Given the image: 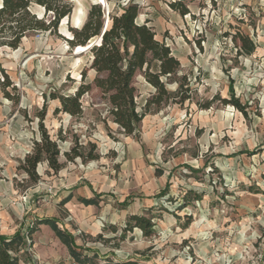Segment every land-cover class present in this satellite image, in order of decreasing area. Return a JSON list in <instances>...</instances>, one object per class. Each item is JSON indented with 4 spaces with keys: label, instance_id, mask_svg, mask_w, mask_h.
<instances>
[{
    "label": "rangeland",
    "instance_id": "obj_1",
    "mask_svg": "<svg viewBox=\"0 0 264 264\" xmlns=\"http://www.w3.org/2000/svg\"><path fill=\"white\" fill-rule=\"evenodd\" d=\"M67 1L71 13L55 32H28L17 48L0 45V80L5 72L12 82L5 89L12 98L0 87V235L19 230L25 237L18 264L73 259L49 226L38 225L31 242L26 236L27 227L50 217L81 245L89 258L83 264H264V0L100 4L106 15L136 3V21L146 22L170 47L180 62L177 78L189 82L190 100L169 98L129 133L114 121L94 84L89 48L76 54L64 39L70 28L82 26L97 0ZM180 6L188 12L181 14ZM31 11L44 13L37 5ZM236 31L253 40L252 54L236 52L230 39ZM163 82L164 91L176 90L175 81ZM80 85L88 86L79 98L81 114L55 111L60 103L52 94L74 95ZM133 85L140 109L156 89L140 71ZM232 94L243 111L219 99L209 108L198 106ZM42 109L62 167L53 171L39 162L33 182L20 165L39 139ZM73 146L98 157L69 159ZM68 194L71 200L61 203ZM129 214L151 217L154 233L144 236L133 228L120 239ZM187 215L191 221L183 228Z\"/></svg>",
    "mask_w": 264,
    "mask_h": 264
},
{
    "label": "trees",
    "instance_id": "obj_2",
    "mask_svg": "<svg viewBox=\"0 0 264 264\" xmlns=\"http://www.w3.org/2000/svg\"><path fill=\"white\" fill-rule=\"evenodd\" d=\"M96 2L90 6L82 26L70 28L71 36L64 39L69 47L75 49L77 54L87 50L93 40H98L101 36V41L89 48L92 55L90 67L97 73L94 77V84L105 96L109 104L108 112L114 121L129 133L133 125L139 123L145 114L153 109H160L169 98L177 103L190 100L189 82L185 76L177 78L180 67L178 58L172 54L170 47L163 40L156 38L155 32L146 22L138 23L136 21L138 5L128 3L121 8L119 13L109 12L105 15L100 4L106 5V1L97 0ZM32 5L43 8L42 17H38L31 11ZM171 5L176 7L175 3ZM178 9L181 14L188 12L184 6H180ZM71 10L72 5L67 0H0V45L17 48L21 39L28 32L37 30L55 32L59 21L68 18ZM105 17H107V26L101 34ZM230 37L238 54L250 55L254 52L255 43L247 34L236 31ZM197 45L201 48L199 41H197ZM137 71H140L144 80L156 89V92L145 100L140 109L135 101L136 89L133 85V78ZM163 79L175 81L177 83L176 90L174 92L164 91ZM11 84L8 75L3 72L0 87L8 98L12 97L5 89ZM87 87L80 85L74 95L52 94V98H57L60 103L55 111L62 110L71 115L81 114L79 98L87 90ZM215 99H219L222 104L230 103L243 111V107L233 94L229 99L216 95L198 106L209 108ZM44 116L45 109L37 113L39 139L33 142L32 151L25 155L20 165L33 182L37 181L39 177L36 172L39 162L46 161L53 171H58L62 167V163L58 159L59 150L56 142L49 136L43 124ZM67 155L69 159L81 157L84 160L86 158L97 159L98 157L97 154L83 156L75 146ZM71 197L72 195L68 194L61 200V203H65ZM186 199V195H184L182 201L184 202ZM80 201L86 205L95 204V200L92 198L81 197ZM151 219V217L142 214H129L120 230L119 238L124 239L126 233L132 231L133 228H138L144 236H151L154 233V224ZM190 221L191 217L187 215L183 228H186ZM39 224H47L51 227L55 235L67 246L68 253L75 261L81 264L89 261L87 255H82L76 250L72 233L60 229L55 218H41L32 226L27 227L26 236L30 238V242L32 234ZM108 227L114 233L117 231L114 225ZM262 236H264V232ZM98 237L105 240L102 235ZM22 245H25V237L19 230L10 237L0 235V264H18ZM109 264L138 263L126 260L109 262Z\"/></svg>",
    "mask_w": 264,
    "mask_h": 264
},
{
    "label": "crops",
    "instance_id": "obj_3",
    "mask_svg": "<svg viewBox=\"0 0 264 264\" xmlns=\"http://www.w3.org/2000/svg\"><path fill=\"white\" fill-rule=\"evenodd\" d=\"M73 196V195H72ZM72 198V197H71ZM71 198H70V200H71ZM70 200H68V201H70ZM68 201H66V202H68ZM65 202V203H66ZM64 203V204H65ZM88 205H91V204H88ZM50 218H55V217H50ZM56 219V218H55ZM56 223H57V226H58V220L56 219ZM39 225H41V224H39ZM44 225H46V226H49V225H47V224H44ZM60 229H65V228H61L60 226H58ZM49 228L51 229V227L49 226ZM52 230V229H51ZM65 230H67V229H65ZM53 231V230H52ZM68 231V230H67ZM54 232V231H53ZM70 232V231H69ZM71 233V232H70ZM55 234V233H54ZM73 235V234H72ZM58 239H59V237L57 236V235H55ZM59 241L61 242V240L59 239ZM62 243V242H61ZM65 247H66V249H67V251H68V248H67V246L64 244V243H62ZM74 244L76 245V250L77 251H79L80 249H81V245L79 244V243H77V241H76V239H75V237H74ZM80 252V251H79Z\"/></svg>",
    "mask_w": 264,
    "mask_h": 264
},
{
    "label": "water",
    "instance_id": "obj_4",
    "mask_svg": "<svg viewBox=\"0 0 264 264\" xmlns=\"http://www.w3.org/2000/svg\"><path fill=\"white\" fill-rule=\"evenodd\" d=\"M102 4V3H101ZM108 12H106V15H107ZM36 14V13H35ZM38 16V15H37ZM40 17V16H38ZM107 26V17H105V22H104V25H103V28H102V31H101V34L102 32L104 31V29L106 28ZM66 38H68L67 36H65ZM101 41V36H99L98 40H94L90 45H89V48L93 45V44H96V43H99ZM87 45V44H86Z\"/></svg>",
    "mask_w": 264,
    "mask_h": 264
},
{
    "label": "built area",
    "instance_id": "obj_5",
    "mask_svg": "<svg viewBox=\"0 0 264 264\" xmlns=\"http://www.w3.org/2000/svg\"><path fill=\"white\" fill-rule=\"evenodd\" d=\"M20 264H29V263H24V262H21ZM67 264H78L77 261H75L74 259H70Z\"/></svg>",
    "mask_w": 264,
    "mask_h": 264
},
{
    "label": "bare ground",
    "instance_id": "obj_6",
    "mask_svg": "<svg viewBox=\"0 0 264 264\" xmlns=\"http://www.w3.org/2000/svg\"><path fill=\"white\" fill-rule=\"evenodd\" d=\"M75 20H76V22L79 20V17L77 16V13L75 14ZM74 27H76V26H74Z\"/></svg>",
    "mask_w": 264,
    "mask_h": 264
}]
</instances>
